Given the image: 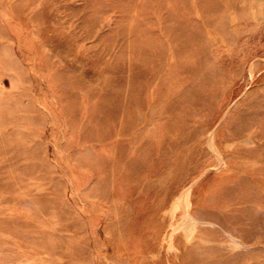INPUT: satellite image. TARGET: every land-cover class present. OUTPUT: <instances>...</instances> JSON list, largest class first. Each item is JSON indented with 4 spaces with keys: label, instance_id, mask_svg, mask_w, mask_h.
<instances>
[{
    "label": "rangeland",
    "instance_id": "374dc122",
    "mask_svg": "<svg viewBox=\"0 0 264 264\" xmlns=\"http://www.w3.org/2000/svg\"><path fill=\"white\" fill-rule=\"evenodd\" d=\"M0 264H264V0H0Z\"/></svg>",
    "mask_w": 264,
    "mask_h": 264
},
{
    "label": "bare ground",
    "instance_id": "6f19581e",
    "mask_svg": "<svg viewBox=\"0 0 264 264\" xmlns=\"http://www.w3.org/2000/svg\"><path fill=\"white\" fill-rule=\"evenodd\" d=\"M253 71V70H252ZM244 72V71H243Z\"/></svg>",
    "mask_w": 264,
    "mask_h": 264
}]
</instances>
